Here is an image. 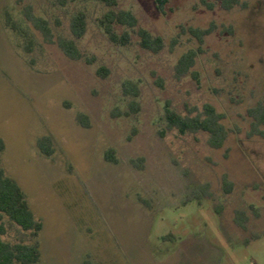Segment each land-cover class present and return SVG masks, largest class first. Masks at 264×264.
<instances>
[{
	"label": "rangeland",
	"instance_id": "1",
	"mask_svg": "<svg viewBox=\"0 0 264 264\" xmlns=\"http://www.w3.org/2000/svg\"><path fill=\"white\" fill-rule=\"evenodd\" d=\"M117 3L163 39L160 51L121 24L128 40L112 42L99 0H0L1 160L43 223L37 264H264V125L254 118L264 105V0H169L164 12L154 0ZM79 11L87 26L77 38ZM190 51L193 67L179 72ZM167 103L182 114L213 105L223 146L168 128ZM3 221L4 239L26 238Z\"/></svg>",
	"mask_w": 264,
	"mask_h": 264
},
{
	"label": "trees",
	"instance_id": "2",
	"mask_svg": "<svg viewBox=\"0 0 264 264\" xmlns=\"http://www.w3.org/2000/svg\"><path fill=\"white\" fill-rule=\"evenodd\" d=\"M106 4L109 9L100 19L101 27L108 35L112 42L126 43L128 40L127 33L118 35L115 31V25H126L130 28L136 27V32L140 38V45L145 49L158 52L162 49L164 41L160 36L153 35L149 30L138 25L135 15L129 10L116 9L117 0H99ZM156 8L164 12L169 0H154ZM225 8H231L239 3V0H220ZM86 15L79 11L71 19V30L75 37H81L86 30ZM209 32L208 29L201 31L199 39ZM60 46L64 53L71 58L80 57V53L73 40H63ZM194 51L183 54L176 65L179 72L187 73L194 65ZM103 70V68L101 69ZM124 90L127 93L138 95L136 85L127 82L124 84ZM137 110V107H136ZM254 118L264 125V105L259 106L254 111ZM223 114L220 113L213 105L206 103L202 111L189 112L182 114L171 107L169 103L165 107V119L167 127L177 130L180 134L196 133L204 131L208 133V143L211 147L220 148L223 146L227 137L228 130L223 123ZM39 150L51 155V137L43 136L38 140ZM5 149V144L0 139V264H37L41 260V250L39 234L43 228V223L36 218L28 202L27 196L20 185L6 174L1 160V154ZM113 149L105 152V158L109 161H116ZM4 218L17 225L25 234L26 238L16 241H9L3 238L6 234Z\"/></svg>",
	"mask_w": 264,
	"mask_h": 264
}]
</instances>
